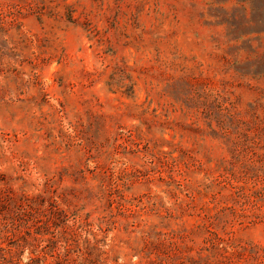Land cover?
I'll return each instance as SVG.
<instances>
[{
    "label": "rangeland",
    "instance_id": "rangeland-1",
    "mask_svg": "<svg viewBox=\"0 0 264 264\" xmlns=\"http://www.w3.org/2000/svg\"><path fill=\"white\" fill-rule=\"evenodd\" d=\"M0 264H264V0H0Z\"/></svg>",
    "mask_w": 264,
    "mask_h": 264
},
{
    "label": "trees",
    "instance_id": "trees-1",
    "mask_svg": "<svg viewBox=\"0 0 264 264\" xmlns=\"http://www.w3.org/2000/svg\"><path fill=\"white\" fill-rule=\"evenodd\" d=\"M36 204L33 202V198H31V197H29V196H22V200H21V202H19V204H18V211L16 212V215L17 216H26V215H28V216H30V217H32V219H35V217H34V212H35V208H34V206H35ZM56 224V223H55ZM63 224H65V225H63V227L65 228V229H67L69 226L68 225H66V222L64 221V223ZM77 229H81L80 227H76V228H71L70 229V232L72 233V234H77ZM104 230V229H103ZM102 230V228H101V225H99L98 226V231L99 232H104ZM87 234H88V232H87ZM92 235H91V237L94 239L95 237H96V235H97V233H91ZM89 235V234H88ZM69 237H72V236H69ZM18 244V243H17ZM18 246H22L21 244H19ZM38 259V257L36 256V257H31L30 258V261H36Z\"/></svg>",
    "mask_w": 264,
    "mask_h": 264
}]
</instances>
